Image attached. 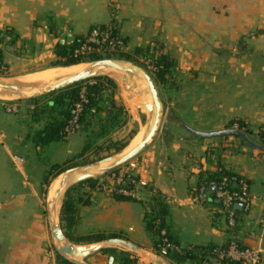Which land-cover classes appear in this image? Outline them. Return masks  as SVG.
Instances as JSON below:
<instances>
[{
	"label": "crops",
	"instance_id": "obj_1",
	"mask_svg": "<svg viewBox=\"0 0 264 264\" xmlns=\"http://www.w3.org/2000/svg\"><path fill=\"white\" fill-rule=\"evenodd\" d=\"M111 22L116 23L128 48L160 43L166 53L174 49L178 56H187L195 77L207 80L204 116L199 118L197 107L183 112L193 118L190 127L220 131L234 118L244 119L252 131L250 139L264 144L257 134L264 128V0H0V32H14L17 40L8 37L3 42L15 40L12 45L35 43L52 49L69 35L72 39L85 36L92 28ZM10 49V45L4 49L10 65L31 64L30 56ZM49 53V57L55 55ZM43 58L46 55L37 59ZM47 69L55 67L24 70L10 80ZM18 105V113L0 111V264H72L53 247L46 183L48 177L49 183L55 177L54 165H63L83 149L87 134L76 133L38 147L32 137L44 121H33L34 104L18 101ZM166 130L146 147L143 158L142 172L151 188L140 189V200L119 201L108 193H95L90 204L80 209L78 233L116 235L155 254L145 215L157 195L167 204L169 234L175 243L238 241L244 247H261L260 264H264V152L235 136L200 138L180 125ZM219 171L245 179L254 197L249 211L236 207L240 213L235 228L228 225L211 190L208 202L202 204L198 199L201 182L208 173ZM68 242L91 251L83 259L88 264H110L111 257L113 264H120L124 253L135 256L122 248L104 254L94 251L98 243ZM139 261L148 264L142 257Z\"/></svg>",
	"mask_w": 264,
	"mask_h": 264
},
{
	"label": "rangeland",
	"instance_id": "obj_2",
	"mask_svg": "<svg viewBox=\"0 0 264 264\" xmlns=\"http://www.w3.org/2000/svg\"><path fill=\"white\" fill-rule=\"evenodd\" d=\"M10 43L11 42L8 41L6 43H1V45L4 46V49L6 45H10L11 52L15 53L17 51V54L19 55L30 56L29 58H27V60L28 61L32 60V62L31 64H24L22 62V63H19L18 65L17 64L10 65L6 58V51L4 50L5 62L7 63L6 64L7 68H6L5 73L3 75H0V78L7 79L13 83L35 85L34 87H44L46 85H51L55 83L56 81H58V79H55V81L54 80L50 81L47 84H33L32 82L33 74L29 75L28 77H24L25 79L22 78L21 80H10V79H13L14 76H16V74L24 70L25 71L26 70L39 71V70H43L46 68H51L52 65L59 59L56 55L49 57L50 56L49 51H51V54L53 52L55 53L56 46L52 49H46L44 47H39V46L34 45L35 43H32L28 47H26L25 44H21V43L18 44L17 42L15 43V45H12ZM134 50H135L134 48L129 47L127 51L125 52V54L131 55L129 59L124 57L125 54L124 56L123 54H113V55H107V56L104 55L102 56V59L125 60V61L130 62L133 65L144 68L146 71H148L151 74L157 86L160 100L163 106L160 129L154 139H158L161 136H163L164 133H166L167 131L166 129L169 128L170 126L179 125L182 122L187 124L188 126L190 124H193V118L191 116H188V115L184 116L183 112L185 111L189 112L188 110H192L194 107H197L201 111L199 118H202L204 116L203 108L204 106L207 105L206 98H208L207 92H206L207 80H204L203 76H201V78L195 77L194 67H192V65L189 64V60L187 56L186 57L178 56L177 53H175L174 49H172V52L174 53L169 52V51H167L166 53L165 48H163L160 45V43L150 46V49L149 51L147 50V53H142L138 55L134 53ZM184 51H188V49H184ZM40 55H46V58H43V60H38L37 58ZM161 55L167 56L171 63L169 72L164 76L163 81H159L155 79V72H156L155 61H156V58L160 57ZM92 61H95V60H91L88 62H92ZM84 64L86 63H83L82 65L80 64V66L77 65L76 67H73L74 69L73 71H76V72L80 71L81 69L79 68H81ZM10 67H12L11 71H10ZM58 68H67V67H58ZM55 69L57 68L55 67ZM99 77L112 79L114 83L117 85V87L114 89L113 85L108 83V80L105 79L106 80L105 90L101 94L103 97V100L101 102L102 111L97 112L95 114V117L92 120L93 126L92 127L90 126L91 127L90 129L85 130V131L80 130L79 132H77V133L85 132L87 134L86 142H85L83 149H80V150L78 149V151L75 152L73 156H71L70 159L63 164L62 170L64 172L71 168L86 167V166H91V165H95V166L104 165V161L106 159L117 157L129 145L130 146L126 150H129L133 145H135L136 143H139L143 139V137L146 135L152 123L151 113L144 112L142 109L134 107V101L136 100L135 92H132V91L129 92L122 83L117 81L116 77L113 75L111 71H104L101 73ZM134 78H137V77H134ZM95 83H96V78L78 83L79 84L78 86L81 87L83 90V89H87L88 86L94 85ZM146 88L148 91V87ZM60 91L54 92L52 94H48L50 96H47L45 98V101H49L50 99L55 98L60 93ZM44 96H40V97H44ZM0 97L12 98L13 96L10 97V96L0 95ZM17 100H19V97L17 98ZM19 101H26V100H19ZM113 103H115V106L117 107V109L114 110L113 112L119 113L117 124H113L111 123V121H109L111 114L108 113V110L113 106ZM211 103H212L211 101L208 102L209 105H211ZM231 104H232V101L230 100V104H229L230 107H231ZM151 108H153V105L151 106ZM232 121H241L243 123H246L244 119L234 118ZM231 126L232 125H230L229 123L226 129H230ZM103 127H105L106 129H105L104 135L102 136L100 132ZM248 128L250 127L248 126ZM258 130L259 132H261L260 129ZM263 142H264V138H263ZM152 143L153 142H151V144H148V145H152ZM87 146H89L88 149L86 148ZM122 146H126V147L124 149L119 150V148ZM147 147H150V146H147ZM147 150L148 148H145L138 155V157L133 159L139 163H142V165L140 164V169L138 170V174L140 175H143L142 171H143V165L145 163L143 158L146 157L145 154ZM127 164L113 171H117V170L120 171L121 169L126 168ZM113 171L107 174H104V175H98L95 178H93L97 180V186L94 189L88 186L82 187L80 189L79 194L84 197L83 198L84 200L86 199L90 200L91 197H93L95 193L107 194V192L100 190L99 185H101L103 181L108 180L111 174L117 173ZM59 176L60 175H56L55 177H53L52 181H50L49 185H47L48 186V190L46 193L47 201H48L49 190L52 184L55 182V180ZM78 184L79 183L72 184L70 188ZM108 194L113 196V194H110V193ZM155 197H157V195ZM133 200H137V199H133ZM153 204L154 202L152 199L149 206ZM82 206H85V205L81 204L80 209ZM80 236H84V235H80ZM154 253L155 255H157L158 252L154 250ZM147 263L151 264L150 262H147Z\"/></svg>",
	"mask_w": 264,
	"mask_h": 264
},
{
	"label": "trees",
	"instance_id": "obj_3",
	"mask_svg": "<svg viewBox=\"0 0 264 264\" xmlns=\"http://www.w3.org/2000/svg\"><path fill=\"white\" fill-rule=\"evenodd\" d=\"M103 27V26H98ZM95 28V27H94ZM93 29V28H92ZM118 35L119 31L117 29ZM56 37H58L57 32H53ZM14 38L17 40L16 35L14 32L8 31L6 33L0 32V44L5 41L6 38ZM84 36H77L71 40H68L65 44L57 43L55 55L59 58L52 67H74L83 63L88 62L85 57H75L74 51L77 49L80 44L82 43ZM123 41L127 43V40L123 38ZM15 40L11 42L14 44ZM150 47L147 48H135V54H142L147 53ZM125 53H123L124 56ZM127 59L131 57V55L125 54ZM101 57H91V60H100ZM5 56H4V49L0 47V75H3L6 71ZM171 67V63L167 56L161 55L160 57L156 58L155 61V79L159 81H163L164 76L169 72ZM105 79L108 80V83L113 85L114 89L117 85L114 81L110 78H96V83L92 86H88L87 88V97H88V104L85 105L84 112L81 117V130H88L93 126L92 120L95 117L97 112L102 111L101 102L103 100L102 93L105 90ZM79 84H75L69 86L65 89H62L60 93L55 97L50 99L49 101H45V98L50 95H46L44 97L32 98L26 100L29 103L34 104L36 107L32 112L33 121L37 124L44 121V125L42 129H38L33 134V142L38 147H43L51 142L60 141V140H67L68 138L64 134L65 128L68 126L69 121L71 119V110L73 109L76 102L80 99V94L82 92V88L78 86ZM44 100V101H43ZM117 107L115 103L113 106L108 110V113L111 114L109 121L113 124H117L119 113H114L113 111L116 110ZM240 123L241 126H245L241 121H232L230 125L234 123ZM92 124V125H91ZM91 126V127H90ZM105 127L101 129L100 134L102 136L105 133ZM246 134L250 136L252 131L247 129ZM261 137L263 138L262 132H259ZM126 146H122L119 150L124 149ZM87 149L89 146L86 147ZM63 165H54L53 166V173L56 175H61L64 171L62 170ZM113 171V172H118ZM225 177L230 178L229 186L231 189L236 190L238 187V183L241 179L240 176L226 174L222 171L208 173V177L201 182V186H205L208 190H211L214 194H217V187H219L220 183L223 181ZM49 177L47 178V185H49ZM91 187L94 189L97 186V180L90 179L86 181L80 182L78 185L70 188L67 190L65 194V199L63 202V206L60 213V226L63 231L64 236L66 239L74 244L77 245H90V244H97L102 241L111 238H118L116 235H105L102 233L91 234L87 236H80L77 232V225L79 221V211L80 205H88L90 204V200H84L83 196L79 194L80 189L82 187ZM216 189V190H215ZM113 197L119 201H128L131 200L130 198L115 195ZM154 204L149 206L148 211L145 215V224L146 228L152 234L153 238V248L156 252L160 251V245L162 244L160 231L163 228H167L169 230L167 224V215H168V207L166 202L163 200L161 196H157L153 198ZM220 203V202H219ZM221 204V203H220ZM237 214L240 211L234 207ZM160 220V224L156 223V220ZM171 239V236H169ZM172 240V239H171ZM231 241L223 244H208V245H188L182 246L181 243H177L180 247L179 252L169 251L168 258L173 264H187L191 262L192 264H202L205 260H209L211 264H243L242 262H234L231 260H220L219 257L214 253V251L218 248L227 249ZM238 242V241H236ZM110 249H103L101 250L102 253L106 254L109 252ZM138 257L134 256L131 257V254L124 253L121 258L120 264H137Z\"/></svg>",
	"mask_w": 264,
	"mask_h": 264
},
{
	"label": "water",
	"instance_id": "obj_4",
	"mask_svg": "<svg viewBox=\"0 0 264 264\" xmlns=\"http://www.w3.org/2000/svg\"><path fill=\"white\" fill-rule=\"evenodd\" d=\"M72 35H69L67 39H63L60 43L65 44L67 40H71ZM86 65L89 66L85 71L74 75L72 77H68L64 80H61L55 84L46 85L44 87H39L38 92L33 93L31 95H23L25 90L35 89V85L22 84V83H13L7 79L0 78V88L10 91L19 95V100H28L32 98H38L40 96L52 94L54 92L65 89L69 86L95 79L101 75L107 68L116 69L122 71L123 73L129 74L133 77H137L143 79L147 83L148 91L152 97L153 101V113L154 120L148 129V133L142 142L137 145L130 152L124 154L125 150L130 146H128L120 155L114 158H108L104 161V165H91L86 167H78L71 168L65 172H63L59 177H61L60 188L56 191L52 200H49L47 203L49 221L51 226V236L52 243L55 251L58 255L68 260L72 264H88L83 261L88 256L91 255V251H82L78 252L68 247L66 244V237L63 234V231L60 226V213L63 206L65 194L67 190L70 188L72 184L80 183L82 181L90 180L95 178L98 175L107 174L113 170L118 169L121 166L126 165L131 160L138 157V155L150 144L158 133L162 120V102L160 100L159 92L157 86L151 76V74L146 71L144 68L131 64L125 60L119 59H100L92 62H86ZM15 101H19L14 99ZM186 131L191 133L192 135L200 138H217V137H225V136H235L242 140H244L251 147L261 150L264 152V145H260L255 143L250 139L248 134L235 130V129H224L220 131L213 132H202L193 129L185 123L179 124ZM216 190V189H215ZM49 195V193H48ZM61 199V204L57 212L58 202ZM236 207L242 208V205H236ZM68 242V241H67ZM69 243V242H68ZM113 248H122L128 250L133 253L136 257H142L148 262H153L155 264H165L157 255L148 253L144 249L130 243L127 240L121 238H111L105 241L98 243V246L94 251H101L103 249H113ZM114 263V258H110V264Z\"/></svg>",
	"mask_w": 264,
	"mask_h": 264
},
{
	"label": "built area",
	"instance_id": "obj_5",
	"mask_svg": "<svg viewBox=\"0 0 264 264\" xmlns=\"http://www.w3.org/2000/svg\"><path fill=\"white\" fill-rule=\"evenodd\" d=\"M116 23L111 22L103 27H95L84 36L80 46L75 49V57H85L87 61H91V57H101L104 55L123 54L127 51L128 46L123 41V37L118 35ZM120 34V33H119ZM1 47V44H0ZM88 104L87 89H83L80 94V99L71 110V119L68 126L65 128L64 134L67 138L81 130V117L84 112L85 105ZM0 111L5 113H18V101L0 99ZM241 126L240 123H234L230 129H235L246 133L248 124ZM264 138V128L261 129ZM140 164L135 160L128 162L127 167L121 169L117 173L110 175L109 179L103 181L100 190L124 196L130 199L140 200V189H150V180L145 175L138 174ZM230 178L225 177L217 187L216 197L221 203L223 212L227 218L228 225L235 228L238 225L237 212L234 209L236 205L249 211L254 200L251 194L250 186L245 179H241L236 190L229 186ZM264 198V196H263ZM199 202L204 204L209 200L208 188L202 186L199 196ZM159 225L160 220H156ZM169 230L163 228L160 231L162 244L157 255L161 258H168L169 251L179 252L180 247L173 240L169 239ZM214 253L220 260H231L234 262H242L243 264H260L262 260L263 250L261 247L249 248L241 246L236 241H231L227 249L218 248ZM137 264H143L139 260ZM202 264H211L209 260H205Z\"/></svg>",
	"mask_w": 264,
	"mask_h": 264
},
{
	"label": "bare ground",
	"instance_id": "obj_6",
	"mask_svg": "<svg viewBox=\"0 0 264 264\" xmlns=\"http://www.w3.org/2000/svg\"><path fill=\"white\" fill-rule=\"evenodd\" d=\"M74 67H76V66H74ZM88 68H89V66L84 64L81 68H79L81 70L78 72L73 71L74 70L73 67L47 69V70L38 72L36 74H33L32 82H33V84H47L50 81H53V80L55 81V79H58V81L55 82V83H57V82L64 80L68 77H72L74 75H77V74L85 71ZM105 71H111L113 73V75L116 77L117 81L122 83L125 86V88H127V90L129 92L130 91L135 92V95H136L135 99L136 100L134 101V107L142 109L144 112L151 113L152 122H153L154 113H153V108H151V106L153 105V101H152V97H151L150 93L147 91V88H146L147 83L143 79L134 78L133 76L126 74V73H123L122 71H119L116 69L107 68ZM26 77H28V76H26ZM55 83H53V84H55ZM37 86H39V85H37ZM37 88H39V87H35V89H32V90H29V89L25 90L23 92V95H31L33 93H36L40 90ZM0 95L1 96H10V97L13 96L12 98L0 97V99H5V100H14V99H17L18 97H20L19 95L15 94V93H12L10 91H7V90L1 89V88H0ZM132 95H134V94H132ZM147 133H148V131H147ZM147 133H146V135H147ZM145 136L143 137V139L145 138ZM142 140L139 143H136L135 145H133L129 150H126L124 152V154H126V153L130 152L132 149H134L137 145H139L142 142ZM60 184H61V177H58L50 188V192L48 195L49 200L53 199L56 191L60 188ZM60 204H61V199L58 202L57 212H58V209L60 207ZM67 246L72 248L75 251L82 252V250L80 248H76L73 245L67 244Z\"/></svg>",
	"mask_w": 264,
	"mask_h": 264
}]
</instances>
